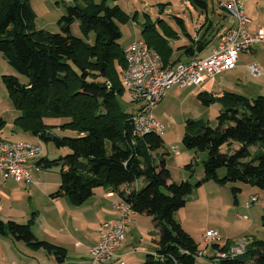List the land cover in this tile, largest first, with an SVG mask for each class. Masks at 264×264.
Wrapping results in <instances>:
<instances>
[{"label":"trees","instance_id":"1","mask_svg":"<svg viewBox=\"0 0 264 264\" xmlns=\"http://www.w3.org/2000/svg\"><path fill=\"white\" fill-rule=\"evenodd\" d=\"M80 1L85 5L69 4L59 19L61 30L52 32L37 28L30 0H0V52L19 74L29 78L24 83L16 75L0 76L11 101L21 111L18 121L36 137L53 141L57 147L70 148L65 156H44L39 162L43 168H50L64 161L60 186L53 196L66 195L74 205H81L94 195L97 187L115 191L142 179L141 187L119 193L136 212L153 216L159 229L157 252L149 253L144 264H198L199 244L175 217L195 185L189 179L171 180L164 154L160 159L155 156L164 146L161 133L135 136L130 116L137 110L124 111L118 101V96L124 94L120 75L126 66L120 20L130 18V14L109 0ZM192 2L207 6V0ZM177 19L181 25L184 23L182 17ZM75 21H80L82 37L72 32ZM163 21H158L162 30L158 24L148 23L143 33L167 67L197 56L199 46L205 48L207 41L203 39H192V44L174 48L167 35L176 36L178 32ZM182 27L185 28L184 24ZM116 63L121 66L120 71ZM197 97L205 106L218 101L223 108L217 115L216 126L194 118L185 123L184 146L207 153L203 160L204 176L196 186L214 180L264 188V95L252 98L224 91L216 97L200 91ZM48 117L68 120L54 126L44 121ZM53 127L75 134L61 135ZM235 143L239 144L237 148ZM194 166L190 162L185 167L193 171ZM223 167L226 172L219 177L218 170ZM232 191L237 202L241 187L234 186ZM37 217L38 212L34 211L27 222L21 223L5 221L0 214V235H10L34 250L44 249L64 262L67 248L34 234L32 226ZM262 221L264 225V213ZM231 246L230 240L211 242L215 254L225 253ZM218 263L264 264V239L253 238L243 253Z\"/></svg>","mask_w":264,"mask_h":264},{"label":"rangeland","instance_id":"2","mask_svg":"<svg viewBox=\"0 0 264 264\" xmlns=\"http://www.w3.org/2000/svg\"><path fill=\"white\" fill-rule=\"evenodd\" d=\"M94 1L100 3L102 0ZM115 1V3L119 4L123 10L130 14V18L124 21L120 20L122 31L120 43L123 46L128 45L136 39H146V36L143 33V27L150 23L155 24V26L158 24V28H160L159 25L161 22L159 23L158 21L162 19L167 24L169 23L171 27L180 29V23L177 17H182L186 20L190 33H196V28H200L205 17L203 14H206V11L202 13V7L198 3L194 4L192 0ZM241 2L249 16L255 21H258L259 24L264 23V0H241ZM110 3L112 4L114 2ZM208 3L211 12L214 7L216 14H221L222 16H225L227 20L231 21L232 17L220 7L219 0H208ZM48 16H50V14L46 16L44 14V8H41L36 20V24L38 25L37 28L42 29L40 25H43V22ZM226 24H228V22ZM48 30L59 32L61 27L58 24H53L50 25ZM72 32L74 35L80 37L83 36L80 23L77 22L72 24ZM217 44L218 42L216 39L211 40L204 50L198 52V54H211L213 48L216 47ZM251 55L253 58L247 56V58L243 60V66L216 75L215 79L217 81L214 89L217 87H225V90L239 92L252 98L264 95V76L260 78L255 77L256 75H252L247 69L248 64L255 61H258L264 68V43L257 45ZM5 61L7 62L6 58ZM116 66L120 71L121 66L118 63H116ZM10 68H12L13 72H1L0 76L3 74H12L18 76L21 82H28L29 78L27 76L19 74L12 66ZM223 81L226 82L227 86H222ZM200 91L204 90L198 86H173L168 89L166 93L167 96L164 97L165 99L160 103L159 107L154 109V114L158 122L164 126V130L161 133L164 138V146L155 152V156H158L160 159L164 154V158L171 166V168H168L173 174L171 175L172 181L180 182L184 179H189L194 183L195 187L193 193L188 196L186 205L176 212L175 217L196 239L199 247L201 249L207 248L211 254V243H209V246L207 247V243L204 241V236L209 228H213L216 231L218 230L221 233L220 241L223 243H225L228 238H233L234 236L232 235L235 233H239L236 234L239 235L237 236L238 238H236V242L243 240L245 237L248 238L250 235L256 239H264V225L262 221V215L264 213V188L242 182L220 184L214 180L196 186V183L200 180L198 177L199 171L201 168L204 169V159L200 160L197 158L198 155H196L195 150L187 149L184 146L183 136L185 133V123L191 117V119L194 118L209 121L212 126H216L217 115L223 108L222 104L218 101L212 102L211 107L203 105L197 97ZM118 101L121 108L127 112H134L143 104V102L131 101L127 91H124L123 95L118 96ZM0 112H3L0 116V137L11 140L30 141L35 139L33 137L34 135L19 123L18 117L21 116V111L14 106L9 97L6 85L1 79ZM1 119H3L4 122L1 121ZM64 120H68V118H44V121L47 124L54 126ZM53 129L61 135H73L75 133L69 130H62L59 127H53ZM43 144L44 155L48 159L60 158L70 152L69 147H57L53 141L43 140ZM171 145H174L180 152H182L180 156L181 159L184 156V152H192L193 156L196 155L195 159L198 160L197 165H195L196 173L193 176H191V173L186 169H180V161H178V157L171 151ZM197 153H199V155L201 154V152ZM174 157L177 158L175 159ZM189 162L190 160L188 163ZM63 164L64 161L62 160V162L53 167L41 168L40 173L44 176L41 179L42 183L46 181L50 184L58 183V185H60ZM225 172L226 169L224 167L220 168L218 170L219 177L224 176ZM42 183H38L37 187H41ZM30 185L33 186V184ZM234 186L241 187V191L237 194L239 203H236V198L232 191ZM252 196H257V200L250 202ZM13 199H15L14 202ZM13 199L4 198L2 215H7L8 218H30L31 213L34 211L37 212L38 210V208H35L36 206L32 208V202L34 199L29 197L25 192V189H16ZM142 218H149L152 226L149 228L146 224H142L143 228L153 231L154 225L152 218L148 215H144ZM241 245L247 246V243L243 242ZM208 257V254L207 256L198 257V264H219L218 261L212 262L208 260Z\"/></svg>","mask_w":264,"mask_h":264},{"label":"crops","instance_id":"3","mask_svg":"<svg viewBox=\"0 0 264 264\" xmlns=\"http://www.w3.org/2000/svg\"><path fill=\"white\" fill-rule=\"evenodd\" d=\"M30 2L36 13V20L38 18V12H40L41 8H44V14L46 16L50 14V16H48L43 22V25H40L42 29H46V30L50 28V25L53 24L59 25V19L61 18L62 15L66 13L67 6L69 4H78L81 6L85 5V3L80 0H30ZM108 2L109 3L114 2L112 4H117L115 3L116 2L115 0L114 1L109 0ZM202 9H203L202 13L206 11V14L205 15L203 14V16L205 17L200 25V28L199 29L196 28V33H190V30L187 26V22L183 18L184 19L183 24L185 28H183L182 27L183 24L181 25V23L179 22L180 29L174 28L175 30H177L178 34L176 36H173V34L167 35L171 45L174 48H177L178 45L192 44L193 43L192 39L195 40L203 39L207 41L205 47L213 39H216L217 42H219L223 31L229 28L233 23L232 19L230 21L227 20L225 16H222L221 14H216L214 7L211 12L208 0H207L206 8L202 7ZM246 14L252 20V22L248 26V30L250 32L252 33L256 32L258 28L264 27V23L259 24L258 21H255L251 16H249L247 12ZM77 22L80 23V21H75L74 23ZM227 22L228 24H226ZM36 26L38 27L37 24ZM159 29L162 30L161 28ZM190 34L192 36L191 38H190ZM260 44L261 43L254 45L249 51L241 52L239 55V60L237 62V65L232 70L243 66V60H245L247 56L253 58L251 53L253 52L255 47ZM0 55H2L0 56V68H1L0 74L1 72L3 73L13 72L12 68H10L11 66L8 60L7 62L5 61L4 54L1 53ZM207 55L208 54L200 55V56H207ZM254 63L259 64L263 68V66L258 61L249 63L248 66ZM263 76L264 75L255 76V77L260 78ZM215 77L209 78L200 88H202V90L204 91L210 92L216 97H220L222 96L224 91H228V90H225L224 89L225 87L223 88L217 87L216 89H214L215 83L217 81ZM222 86H227L225 81H223ZM164 99L165 98H163V100ZM160 103L155 107V109L159 107ZM2 114L3 112H0V116ZM1 121L4 122L3 119H1ZM33 137L35 139H32L30 141H35L38 138L35 135ZM238 146H239L238 143L234 144L235 148H237ZM255 149H257V147H253V150ZM181 154L182 152L179 151V154L177 155L178 158L176 157L178 161H180L179 163L180 169H186L185 166L186 164H188L189 160L190 162H193L195 165H197L198 159H195L196 155H198L197 158H199L200 160L206 157L205 153H201L199 155V153L196 152V155L193 156L192 152H184V156L181 159L180 158ZM165 161L167 163V166L171 168V166L169 165L166 159ZM186 170L189 171V173H193L194 175L196 173V166H194L193 171H190L188 169ZM31 175H32V182L17 181L14 178L4 179L3 177L0 176L1 217H3L2 219H4L5 221L13 219L23 223L29 220V218H8L7 215H2L4 209V201H3L4 198L6 197L12 200L14 197V193H16V189H23V190L25 189V192L29 195V197L35 200V201L33 200L32 202V208L35 206H36L35 208H38L37 210L38 217L36 218L32 226L34 234L40 239L48 240L57 245L64 246L65 248H67L68 256L64 262H59L53 254L47 252L44 249L34 250L30 248L26 243L22 241H17L10 235H0V264H93L91 261L90 248L94 244L99 242L101 238L100 230L102 223L103 222L114 223L119 217L120 213L118 209H116L115 207V204L122 201V197L119 192L121 190L130 191L134 188H139L141 187V185H143V180L140 179L134 184L122 185L120 190H115V191H113L112 189L97 187L95 189L94 195L91 198H89L85 203L81 205H74L70 201L69 197L66 195L57 196V197L52 195L54 192L58 190L57 188H59L58 186H60L58 185V183L50 184L49 182L46 181L42 183L41 179L44 176L43 174L40 173V171H36L35 169L31 170ZM171 175L173 174L171 173ZM193 175L191 174V176ZM203 176H204V169L201 168L198 177L200 179ZM38 183L39 184L42 183L41 187H37ZM30 184H33V186H31ZM14 200L15 199H13V202ZM236 203L239 202L237 201ZM144 215H148L149 217L152 218L154 225L153 231L150 229L143 228L142 224H146L149 228L152 227L149 218H142ZM209 230H214V229L209 228L207 231ZM219 234L221 233L219 232ZM236 234L239 233H235L234 235H232L234 236L233 238H228L226 240V241L230 240L232 243L230 249L234 248L235 246L241 245L243 242H246L248 245V243L254 238L252 235H250L248 238L245 237L243 240H239V242H236V238H238L237 236H239ZM158 239H159V229L155 226V220L153 216L146 213L137 212L136 214L133 215L132 221L126 227V239L124 241L123 246L116 251V254L113 257L109 258L103 264H144L146 256L149 253L155 254L157 252ZM206 246L208 247V245ZM210 249H212V247ZM200 250H206L209 256L208 260L213 262L211 256L215 255L216 252L215 250L212 249L211 254L209 253V250H207V248L206 249L200 248Z\"/></svg>","mask_w":264,"mask_h":264},{"label":"built area","instance_id":"4","mask_svg":"<svg viewBox=\"0 0 264 264\" xmlns=\"http://www.w3.org/2000/svg\"><path fill=\"white\" fill-rule=\"evenodd\" d=\"M219 5L232 17L233 23L223 31L217 46L207 56L197 55L173 64V67H165L162 55L145 39H136L124 47L126 66L124 74L120 75L121 84L131 101L143 102L137 112L130 116L135 136L145 133L146 128L163 132L164 126L158 122L154 109L166 96L168 89L173 86L201 87L209 78L235 68L241 52L264 42V27L253 33L248 30L252 20L246 14L241 0H219ZM248 69L256 76L264 75L263 68L257 63L249 65ZM143 70H151L150 82L142 81ZM171 151L176 156L179 154V149L174 145H171ZM43 157L44 144L39 137L35 141L0 137V176L4 179L32 182L31 170L40 171L43 168L39 163ZM256 200L257 196H252L250 202ZM115 207L120 213L119 217L114 223H102L101 238L90 248L93 264H103L123 246L126 227L137 213L132 204L125 200L115 204ZM220 239L216 230H209L204 236L208 244ZM244 251L226 250L225 255L215 254L212 260L219 261ZM206 255V250L198 252V257Z\"/></svg>","mask_w":264,"mask_h":264},{"label":"bare ground","instance_id":"5","mask_svg":"<svg viewBox=\"0 0 264 264\" xmlns=\"http://www.w3.org/2000/svg\"><path fill=\"white\" fill-rule=\"evenodd\" d=\"M165 67H167V66L165 65ZM122 74H124V73H122ZM150 79H151V70H143L142 71V81L143 82H150ZM150 132H153V128H146L145 133L139 134V137H141L147 133H150ZM239 249H246V246L239 245V246H235L234 248H232L230 250H239ZM225 254H226V252L225 253H217V255H225Z\"/></svg>","mask_w":264,"mask_h":264},{"label":"water","instance_id":"6","mask_svg":"<svg viewBox=\"0 0 264 264\" xmlns=\"http://www.w3.org/2000/svg\"><path fill=\"white\" fill-rule=\"evenodd\" d=\"M202 50V46H200L198 49H197V52H200Z\"/></svg>","mask_w":264,"mask_h":264}]
</instances>
